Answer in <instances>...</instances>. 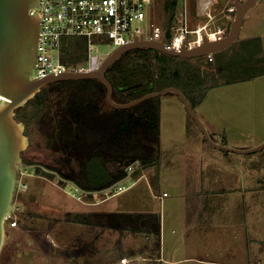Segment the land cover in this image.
<instances>
[{
    "label": "rangeland",
    "instance_id": "1",
    "mask_svg": "<svg viewBox=\"0 0 264 264\" xmlns=\"http://www.w3.org/2000/svg\"><path fill=\"white\" fill-rule=\"evenodd\" d=\"M191 1V10L197 9V3ZM230 1L219 0L217 3L218 0H215L216 13H219V17L228 13L224 10ZM159 12L162 15L161 9ZM154 19L158 22L165 20L164 17L158 19L157 16ZM260 29L264 32L262 0L248 10L238 40L228 48L216 52L219 60L226 61L232 66L236 63L237 66L244 67L245 71L250 70V68L247 70L250 65L256 70L264 67V44L262 45L264 35L262 40L253 36H261L259 32L255 33ZM72 40L79 44L80 54L85 59L86 44L83 38ZM96 45V51L102 58L112 50L107 44ZM215 59L213 55L209 58L211 62L216 61ZM209 60L192 63L207 67ZM259 60L261 62H258ZM182 66L184 62L181 60L170 63L171 68ZM245 71L244 74L247 73ZM77 86L62 84L49 87L45 120L51 123L59 117L60 119L65 117L60 115L64 114L65 104L72 98ZM160 97V161L157 166H143L140 160H131L127 165L126 159L121 161L116 158L112 144L107 153L97 154L99 148L86 150L85 143L78 149L65 151L61 136L56 134L54 137H48L46 132L42 131L41 122H35L29 128L25 127L29 145L21 154L23 162L25 163V159L28 165H50L72 176H77L85 164L88 180L94 186L108 184L118 171L125 170L127 166V169L131 168L129 176L120 183L127 188L140 174L150 175L151 171L144 170L152 167L158 177L151 175V178L154 177V180L161 184L151 189L146 181H142L140 186H143L144 192L148 195L145 194L143 200H147L149 195L166 190L170 197L178 199L177 202L181 199L177 196H181L182 188L184 189V184L180 183L184 174L180 169L182 170L183 166L189 167L185 172L188 191L191 189L194 192L203 191L197 196L205 202L217 196L228 199L230 195H234L238 202L236 214L230 213L227 207L229 205L222 204V207L226 206L222 209L223 215L217 221V225H214L215 221L213 224L205 222L203 225L204 238L198 247H202L205 258L216 259L218 263L212 261L159 263L151 259L156 255L150 251L155 245L151 232L134 234L112 227L90 226L69 221V213L74 215L110 213L108 209L110 205L122 203L112 198L107 203L104 202L108 195L116 191V187L106 192L105 190L103 192V189L113 185L101 189V192L93 190L98 192L86 197L73 185L63 182L55 174L41 167L39 170L37 166L35 168L19 166L11 213L17 225L12 227L9 224L11 220L5 223L0 264H264V148L248 154L217 150L219 155L227 153L229 157H235L236 168L232 169L233 165L227 161V163L217 161L208 169V156L201 153L197 144L198 139L205 142V137L187 112L182 100L174 93ZM106 100V97H101L100 115L108 118L112 116L113 111ZM195 111L212 137L219 142L236 148L260 145L264 142V75L211 88L204 100L195 107ZM100 136L104 137L100 134L96 135V139ZM87 144L89 145L88 142ZM207 147L210 149L211 145ZM132 170L137 172L130 177ZM188 171L190 173H187ZM196 174L202 175L200 182ZM228 186H232V191ZM217 189L222 191L218 192ZM212 190L217 191L210 192ZM217 236L219 240L215 241ZM84 245L88 247L84 249L85 254L80 255L79 251ZM140 248L145 249L139 251ZM130 250H135L136 254L133 256L123 254ZM121 252L123 253L120 254Z\"/></svg>",
    "mask_w": 264,
    "mask_h": 264
},
{
    "label": "trees",
    "instance_id": "2",
    "mask_svg": "<svg viewBox=\"0 0 264 264\" xmlns=\"http://www.w3.org/2000/svg\"><path fill=\"white\" fill-rule=\"evenodd\" d=\"M217 3H219V0ZM176 4V0L168 2L166 5L167 10L173 13ZM72 45L75 47L78 44L76 42ZM80 55L74 54L70 59L79 62L84 59ZM212 55L216 57V61L211 62L208 55L182 58L153 49L137 48L124 53L109 68L106 76L112 84L113 98L117 102L125 103L149 92L175 86L185 93L195 109L213 87L246 81L264 75V67L256 70L250 65L247 67V70H249L248 68L250 70L245 71L244 67L237 66L236 63L232 66L228 65L226 61L219 60L216 53ZM204 59L210 61L207 67L192 63ZM175 60L183 61L184 66L171 68L170 63ZM258 62H261V60ZM243 71L247 73L244 74ZM239 73L243 74L234 75ZM62 84H76L78 86L72 98L66 102L63 110L64 114L60 115L65 117L62 119L60 117L54 118V122L50 123L44 118L45 105L49 98L48 89L50 86ZM106 92L105 85L97 79L54 81L42 87L33 99L18 109L16 117L25 124L26 128H29L35 122H41L42 131L43 133L46 132L45 134L48 137H54L56 134L60 135L65 151L78 149L79 146L85 143L86 150L91 151L94 148H99L97 154L100 152L107 153V149H110L112 144L115 148L116 158L121 159V161L126 159L127 165L131 163V160H140L143 166L159 164L161 97L147 99L129 109H115L112 107V116L107 118L100 115V100L101 97H106ZM100 134L104 137H97V140L96 135ZM95 140L98 142L96 143ZM204 140L206 141V139ZM24 161L28 162L25 159ZM82 166L77 176L68 175L60 169H55L60 175L73 180L78 186L87 191L101 190L119 183L129 174L126 166L125 170L118 171L114 179L108 184L94 186L88 180L85 164ZM38 169L41 170V168ZM84 196L89 197L92 195L84 194ZM68 219L85 225L112 227L134 234L151 232L152 237L155 239L153 241L155 245L150 251L156 253V255L159 253L161 229L160 216L156 213L120 212L90 215L69 213ZM87 247L88 245L82 247L79 251L80 255L85 254L84 249H87ZM145 248H140L139 251H144ZM123 254L133 256L136 251L130 250L128 253Z\"/></svg>",
    "mask_w": 264,
    "mask_h": 264
},
{
    "label": "water",
    "instance_id": "3",
    "mask_svg": "<svg viewBox=\"0 0 264 264\" xmlns=\"http://www.w3.org/2000/svg\"><path fill=\"white\" fill-rule=\"evenodd\" d=\"M257 2L258 0L232 1L235 8L234 16L228 33L221 39L207 40L195 48L189 49L183 46L177 50L168 48L162 41L135 38L133 41L114 49L95 70L66 71L39 78L34 75V66L38 55V35L42 17H39L38 13H31V9L38 4V0H0V253L5 239V223L13 210V195L18 182L19 166L27 168L37 166L36 164L28 165L22 160L21 154L28 147L29 141L25 134V124L17 119L16 112L33 99L42 87L51 82L97 79L105 85L107 102L115 109H129L147 99L174 93L182 100L187 112L212 147L239 154H248L264 148V142L251 148H236L217 142L197 115L185 93L178 87H165L128 102L120 103L114 100L113 87L106 76L109 68L124 53L137 48L153 49L182 58H196L222 51L238 40L246 13ZM40 167L55 174L63 182L73 185L83 194L98 192L84 190L73 180L63 177L57 171L45 166ZM119 183L103 189V192L113 189ZM101 191L99 190V192Z\"/></svg>",
    "mask_w": 264,
    "mask_h": 264
},
{
    "label": "built area",
    "instance_id": "4",
    "mask_svg": "<svg viewBox=\"0 0 264 264\" xmlns=\"http://www.w3.org/2000/svg\"><path fill=\"white\" fill-rule=\"evenodd\" d=\"M171 1L38 0V4L31 9V13H38L42 17L34 75L43 78L66 71L95 70L104 60L97 53L96 44H107L111 46L112 52L135 38H145L162 41L168 48L179 50L183 46L190 49L207 40L221 39L228 33L230 25L227 26L221 20H232L235 11L233 0L224 10L228 13L221 14L223 17L214 12V0H192L191 2L197 3L195 10L198 20L194 18L196 14L191 10L190 0H176L173 13L166 6ZM159 9L162 10V15L159 14ZM156 16L158 19L164 17L165 20L158 22L154 19ZM73 38H83L86 44V57L79 62L70 59L72 55L80 54L79 44L75 47L72 45L76 44ZM208 57L211 58L212 54ZM129 170L131 168L127 169L128 172ZM120 183L115 186V193L125 189ZM8 220H11L9 224L12 227L17 225L13 214Z\"/></svg>",
    "mask_w": 264,
    "mask_h": 264
},
{
    "label": "crops",
    "instance_id": "5",
    "mask_svg": "<svg viewBox=\"0 0 264 264\" xmlns=\"http://www.w3.org/2000/svg\"><path fill=\"white\" fill-rule=\"evenodd\" d=\"M262 2H264V0H262ZM213 7L214 9H216L215 0ZM216 11L217 9L214 10L215 13ZM192 12L196 14L194 17L195 20H198L197 10H195L194 8ZM221 21H223L227 26H229L231 19L225 18L222 19ZM258 32L259 35L261 36L258 35L256 36L253 35V36L260 37L262 40L264 32H262L260 29V31H257L255 33L257 34ZM263 42L264 40H262V45L264 44ZM213 138L217 142H219L215 137ZM198 140H199L197 142L199 146L198 149L201 151L202 154L208 156L207 158V163H209L207 167L208 169L209 166L212 165V163L217 161H223L224 163L229 162L231 165H233L231 167L232 169L236 168L235 162L237 159H235V157H229L227 154L228 152L225 155H219L220 153L217 151L219 149H216L212 146L210 147V149H208L207 146L208 145L210 146L208 142L206 141L204 142L203 139H198ZM181 168L182 170L179 167L180 172L184 174V177H183V181L180 183L184 184L183 185L184 189L182 188L181 196H177V197H181L179 202H177L178 199L175 198L174 196L170 197L169 192L168 193L165 192L166 190H164V192L162 193L153 194L152 196L149 195L147 200H143L146 193L144 192L143 186H140V183L142 181H146L147 186L150 185L151 189H153L155 185L158 187L161 184L160 182L154 180V177L156 176L157 178L158 175L157 173H155L156 171L152 167L150 169L144 170L145 172L151 171L150 175L140 174L128 188L125 187V189L119 193H115L116 192L115 191L114 193L108 195V197L105 198L104 202L107 203L110 198L114 200L118 199L119 202H122L120 204L110 205V207H108L110 213H120V212L148 213V214L156 213L160 216V229H161L160 250L159 253L154 257H152L151 259H154L159 263L160 262L161 263H182V262L207 263L210 261L218 263L216 259L205 258L204 251L201 249L202 247L201 248L198 247L199 243L201 241L203 242V238H204L203 225L205 222L207 223L210 222V224H213V221H215L214 225H217V221L220 220V218L223 215L222 209L225 208L226 205H229L227 207L229 208V211H231L230 212L231 214L233 215L234 213L236 214V209L238 207L237 199L234 195H230L229 197H227L228 199H225L221 196L220 197L217 196L206 200V202L202 201L200 197L197 195L202 194L203 191L194 192L192 189L191 191L187 190L189 189V187L187 184L188 183L187 178L185 177V172L189 167L184 168L183 166ZM138 170L139 169H137V171ZM137 171L133 170L130 177L134 175ZM225 171L230 172L228 170ZM187 173H190V171H188ZM151 175L154 177L151 178ZM196 178L200 182L202 175L196 174ZM228 187L230 191H232L231 190L232 186H228ZM205 188L207 189V187ZM115 189L117 190V187ZM217 190L218 192L222 191V189H217ZM214 191L212 190L210 192H214ZM164 193H167V195H164ZM146 196L148 195L146 194ZM124 199L125 201L123 202L122 200ZM118 201L116 203H118ZM222 204H226V205L222 207ZM173 210H176L178 212L175 213L173 212ZM214 235L216 236L217 234L214 233ZM216 240L217 241L219 240V236L215 238V241ZM215 249L217 251L218 248L216 247Z\"/></svg>",
    "mask_w": 264,
    "mask_h": 264
},
{
    "label": "flooded vegetation",
    "instance_id": "6",
    "mask_svg": "<svg viewBox=\"0 0 264 264\" xmlns=\"http://www.w3.org/2000/svg\"><path fill=\"white\" fill-rule=\"evenodd\" d=\"M23 160V159H22ZM26 163V162H25ZM34 165V164H33ZM37 165V167H39L40 168V166H43V165H41V164H36ZM47 168H49V169H52V170H55L56 171V169L55 168H53L52 166H50V165H45ZM67 179H69V178H67ZM71 180V179H70Z\"/></svg>",
    "mask_w": 264,
    "mask_h": 264
},
{
    "label": "clouds",
    "instance_id": "7",
    "mask_svg": "<svg viewBox=\"0 0 264 264\" xmlns=\"http://www.w3.org/2000/svg\"><path fill=\"white\" fill-rule=\"evenodd\" d=\"M231 24V23H230Z\"/></svg>",
    "mask_w": 264,
    "mask_h": 264
}]
</instances>
